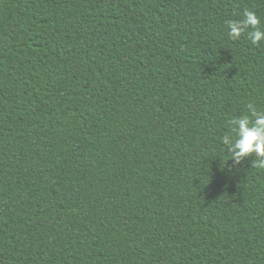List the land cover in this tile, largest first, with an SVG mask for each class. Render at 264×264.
<instances>
[{
	"label": "trees",
	"instance_id": "trees-1",
	"mask_svg": "<svg viewBox=\"0 0 264 264\" xmlns=\"http://www.w3.org/2000/svg\"><path fill=\"white\" fill-rule=\"evenodd\" d=\"M264 0H1L0 264H264Z\"/></svg>",
	"mask_w": 264,
	"mask_h": 264
},
{
	"label": "clouds",
	"instance_id": "clouds-1",
	"mask_svg": "<svg viewBox=\"0 0 264 264\" xmlns=\"http://www.w3.org/2000/svg\"><path fill=\"white\" fill-rule=\"evenodd\" d=\"M260 19L254 11L245 10L242 18L227 23L228 35L232 39H239L247 33L253 45L264 41V30L259 27ZM250 115L234 117L230 120L232 134L224 135L221 142L226 146L232 164L242 165L246 158L255 156L251 167L264 169V111H257L256 107L247 105Z\"/></svg>",
	"mask_w": 264,
	"mask_h": 264
},
{
	"label": "water",
	"instance_id": "water-1",
	"mask_svg": "<svg viewBox=\"0 0 264 264\" xmlns=\"http://www.w3.org/2000/svg\"><path fill=\"white\" fill-rule=\"evenodd\" d=\"M0 2H1V0H0Z\"/></svg>",
	"mask_w": 264,
	"mask_h": 264
}]
</instances>
